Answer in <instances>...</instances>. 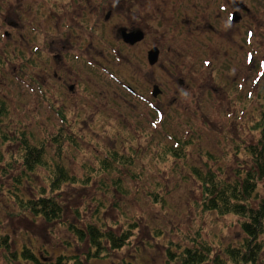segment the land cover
I'll return each instance as SVG.
<instances>
[{"label": "rangeland", "instance_id": "rangeland-1", "mask_svg": "<svg viewBox=\"0 0 264 264\" xmlns=\"http://www.w3.org/2000/svg\"><path fill=\"white\" fill-rule=\"evenodd\" d=\"M78 2L0 0V110L4 108L0 114L4 157L0 163V264H49L59 255H85L87 242L79 241L68 228L79 226L80 218L108 223L118 231L128 223L136 226L129 244L118 250L107 246V256L91 258L88 264H179L170 260L168 251L180 254L188 248L201 250V245L223 256L228 245L236 246L244 238L239 218L201 210L193 170L208 167L230 176L244 157L240 150L259 137L251 128L264 116V74L258 64L264 59V25L251 29V67L239 47L246 46L244 30L229 60L209 67L201 65L208 56L200 51L207 44L223 48L222 40L192 36L186 60L188 86L176 95L174 78L160 70L156 82L162 95L155 100L141 74L143 54L154 32L160 39L166 21L149 19V25L147 20V42L128 48L117 40L115 29L108 27L119 23L120 17L107 25L94 17L69 20ZM258 2L250 0L249 4ZM84 6L77 5L72 13L79 14ZM190 13L196 14L189 8ZM64 16L74 27L92 26V48H87L89 41L79 42L86 47L85 61L75 66L76 60H68L72 74L61 73L63 81L74 83V92L53 76L54 41L68 33L60 21ZM56 22L60 23L57 29ZM214 51L218 54L222 49ZM161 61L176 77L175 63L165 52ZM126 85L139 95L128 92ZM170 95L178 99V106L167 109ZM143 98L152 99L154 106L163 101V120ZM23 139L44 150L45 165L31 173L21 160ZM111 152L131 154L133 165L112 163L103 169L101 162ZM61 167L77 183L63 187L62 217L47 224L28 214L17 198H37L41 190L49 193L50 182ZM22 250H30L37 261L18 257ZM255 264H264V250Z\"/></svg>", "mask_w": 264, "mask_h": 264}, {"label": "flooded vegetation", "instance_id": "flooded-vegetation-1", "mask_svg": "<svg viewBox=\"0 0 264 264\" xmlns=\"http://www.w3.org/2000/svg\"><path fill=\"white\" fill-rule=\"evenodd\" d=\"M250 0H79L76 5H73L71 11L79 5L85 4L84 8L79 14L68 15L69 20L78 19L82 21V16L85 18L96 19V22L102 21L103 25L110 24L116 17H120L119 23H113L108 27L115 29V35L123 45L128 48H139L143 46L148 40V29L145 28L150 25L149 19L152 21H166V25L163 26L160 39L157 38V33L154 32L153 41L151 44L144 48L143 65L144 70L141 72L145 82L150 86V95L156 100L158 96L162 95L158 83L156 82V74L162 70L168 74V77L174 78V83L177 84L178 92L185 88L187 85V73L188 65L186 60L188 54V41L192 36L199 39H203L205 36L217 37V43L219 39L222 40L223 48L205 45L200 51L201 55L208 56L202 58L201 65L212 66L215 62L219 65L221 61L229 60L232 51H236L237 36L242 34L244 30L243 38L246 46L239 45L241 49L246 52L245 55L249 62V67L254 60L253 53L249 49L251 47V39L253 31L251 30L255 26L264 25V9L261 7L264 5V0H258L259 2L249 4ZM257 1V0H256ZM260 3V4H259ZM261 5V6H260ZM22 5H20V9ZM189 8L195 10L196 14H189ZM261 10V12H259ZM85 11V12H84ZM257 12L258 14H255ZM53 19L58 16H52ZM67 16H64L60 21L64 24V31L68 33L56 36L54 41V60L56 62V71L53 76L59 83L67 86L69 91H75L74 83L68 84L63 81L65 78L61 73L72 74L68 60L73 59L75 66L78 61H85V54L81 43L88 42V50L92 48V26L87 25L86 28L82 27V23L79 27H74L72 24H67ZM59 21V22H60ZM77 21V20H76ZM56 22L57 29L60 23ZM91 21L85 20L84 23ZM95 22V23H96ZM176 25H174V23ZM78 23V21H77ZM83 23V24H84ZM16 26V24H14ZM183 26L185 30L180 29ZM79 29V30H78ZM36 37V36H35ZM180 37V40H178ZM186 45V46H185ZM214 48L222 49L218 54L214 51ZM168 55V59L174 62V67L177 69L176 77L171 76V72L168 71L165 65L161 61L163 53ZM213 52V53H212ZM152 53V54H151ZM151 54V58H150ZM155 54V57H154ZM221 54V57L219 56ZM115 60L120 61V58L114 57ZM258 64L262 70L261 76L264 74V59L258 60ZM166 66V67H165ZM112 77L116 79V76L111 73ZM117 80V79H116ZM264 82V80H263ZM188 86V85H187ZM125 88L132 95H139L136 90L128 85ZM186 90V89H185ZM141 99L142 97L139 96ZM171 98V95L167 100V109H171L178 106V99ZM150 103L153 108V113L160 119L164 117V109L166 106L163 101L160 105H153L152 99H144ZM151 101L153 103H151Z\"/></svg>", "mask_w": 264, "mask_h": 264}, {"label": "trees", "instance_id": "trees-1", "mask_svg": "<svg viewBox=\"0 0 264 264\" xmlns=\"http://www.w3.org/2000/svg\"><path fill=\"white\" fill-rule=\"evenodd\" d=\"M3 112L2 107L0 114ZM251 131L258 132L259 137L254 144L245 145L240 150L244 157L240 158L230 176L217 173L208 167L204 171L193 170L199 183L201 196L198 205L201 210L239 218L244 238L236 246L228 245L224 249L223 256L214 254L211 246L201 245L203 247L201 250L188 248L180 254L168 251L170 260L178 261L179 264L209 262L211 264H255L257 262L259 254L264 250V116L253 125ZM22 148L21 160L28 173L34 171L37 166L45 165L42 147L32 145L27 139H23ZM168 150L174 155L178 154L175 148ZM238 151L237 147L236 152ZM3 159V153L0 151V163ZM112 163L124 167L131 166L133 156L130 154L126 157L117 152H111V155L101 162V166L107 169ZM67 183L76 184L77 181L63 167L57 168L55 177L50 182L49 193L41 190L37 198L19 197L17 202L29 212L28 214L42 219L47 224H53L60 221L62 217L63 203L60 193L63 192V187ZM155 199L157 201V198ZM78 225L70 224L68 228L79 241L87 242L88 252L83 256L59 255L49 264H88L87 261L91 258L107 256V246L110 250L125 247L130 243L136 229L133 223H128L118 231L108 223L87 222L82 218L79 219ZM104 225L106 228L103 227ZM16 256L17 252L14 254L15 258ZM18 257L29 262L37 261L35 254L30 250H22Z\"/></svg>", "mask_w": 264, "mask_h": 264}, {"label": "water", "instance_id": "water-1", "mask_svg": "<svg viewBox=\"0 0 264 264\" xmlns=\"http://www.w3.org/2000/svg\"><path fill=\"white\" fill-rule=\"evenodd\" d=\"M152 54V53H151ZM151 54H150V58H151ZM154 57H155V54H154Z\"/></svg>", "mask_w": 264, "mask_h": 264}, {"label": "bare ground", "instance_id": "bare-ground-1", "mask_svg": "<svg viewBox=\"0 0 264 264\" xmlns=\"http://www.w3.org/2000/svg\"><path fill=\"white\" fill-rule=\"evenodd\" d=\"M261 6V5H260ZM262 7V6H261ZM210 72V71H209ZM213 74V73H212ZM132 159V158H131ZM108 167V166H107ZM110 167V166H109Z\"/></svg>", "mask_w": 264, "mask_h": 264}]
</instances>
